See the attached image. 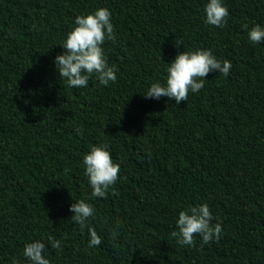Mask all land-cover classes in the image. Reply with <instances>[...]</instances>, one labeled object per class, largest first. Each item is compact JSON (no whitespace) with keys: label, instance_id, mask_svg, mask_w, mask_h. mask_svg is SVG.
<instances>
[{"label":"trees","instance_id":"1","mask_svg":"<svg viewBox=\"0 0 264 264\" xmlns=\"http://www.w3.org/2000/svg\"><path fill=\"white\" fill-rule=\"evenodd\" d=\"M209 2L0 0V264H31L23 252L37 240L50 264H264V41L248 36L264 28V0H222V28L205 23ZM100 8L117 79L69 87L55 58L75 18ZM196 50L229 61V75L210 72L180 104L144 97ZM101 145L120 165L106 199L90 198L83 164ZM80 200L95 210L98 247L71 220ZM203 204L221 238L181 246L179 213Z\"/></svg>","mask_w":264,"mask_h":264},{"label":"clouds","instance_id":"2","mask_svg":"<svg viewBox=\"0 0 264 264\" xmlns=\"http://www.w3.org/2000/svg\"><path fill=\"white\" fill-rule=\"evenodd\" d=\"M205 13L206 24L218 28L226 25L229 10L223 5L222 0H210L205 6ZM75 25L61 45L65 50L64 54L58 55L54 61L59 76L72 88L87 87L93 75L103 86H108L110 82L114 83L117 79V69L109 66L103 48L105 41H116L111 12L106 8H100L92 14L76 17ZM244 27L247 28V25ZM248 36L252 44H258L264 41V28L256 25L248 32ZM175 44L179 46L182 42L175 41ZM231 67L229 61L217 60L210 50L184 51L169 64L166 70V84L153 83L144 97L156 100L167 97L180 104L188 100L190 92L197 93L204 87V80L210 72L218 71L228 76ZM77 134H80L79 130ZM83 164L85 176L92 189L90 198L106 199L110 189H113L112 195H118L113 186L120 178V165L113 161L107 145L91 146L90 152L83 158ZM67 171L68 169H65V172ZM69 210L74 213L71 220L80 230L82 232L88 230L90 235L88 247H98L102 240L95 228L89 224V219L95 216L93 206L80 200L71 205ZM213 219L207 204L181 211L176 222L178 230L173 231L171 236L176 238L181 246L194 245L196 236L201 237L203 245L218 241L223 228L220 222L213 224ZM113 237L115 238V232ZM49 240L52 248H61L58 240L52 237H49ZM45 247L43 242L37 240L25 246L23 255L31 264H50L44 256ZM13 264H17L15 259Z\"/></svg>","mask_w":264,"mask_h":264}]
</instances>
